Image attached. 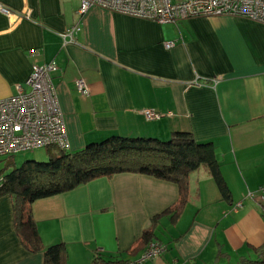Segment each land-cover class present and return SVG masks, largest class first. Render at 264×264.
<instances>
[{
  "label": "crops",
  "instance_id": "crops-1",
  "mask_svg": "<svg viewBox=\"0 0 264 264\" xmlns=\"http://www.w3.org/2000/svg\"><path fill=\"white\" fill-rule=\"evenodd\" d=\"M0 5L20 15L0 12V99L16 85L26 91L31 66L52 61L68 152L113 135L164 140L187 131L211 143L229 191L223 198L200 166L188 173L186 201L171 219L173 182L135 172L100 175L31 202L42 246L64 243L67 264H92L95 252L132 261L155 216L151 240L164 250L142 264H239L264 253L263 24L227 15L157 23L95 5L79 15V0ZM76 23L72 42L62 45L59 34ZM78 78L84 95L74 87ZM145 108L164 115L147 120ZM11 205L0 193V264H42V251H29L17 236Z\"/></svg>",
  "mask_w": 264,
  "mask_h": 264
},
{
  "label": "trees",
  "instance_id": "trees-1",
  "mask_svg": "<svg viewBox=\"0 0 264 264\" xmlns=\"http://www.w3.org/2000/svg\"><path fill=\"white\" fill-rule=\"evenodd\" d=\"M46 148L49 152L46 160L25 159L0 175V193L12 197L15 232L29 251H42V264H67V252L62 242L42 246L30 215L31 202L68 191L91 178L135 172L173 182L177 187V198L167 207L171 219L179 214L186 201L188 173L200 166L209 172L219 194L228 197L229 191L219 173L213 146L210 142L195 140L187 131H174L164 140L113 135L74 152L56 149L50 153L53 147ZM156 223V217L152 216L137 243H144L145 247L152 241ZM127 261L97 252L91 259L92 264H125ZM239 264H264V253Z\"/></svg>",
  "mask_w": 264,
  "mask_h": 264
},
{
  "label": "built area",
  "instance_id": "built-area-1",
  "mask_svg": "<svg viewBox=\"0 0 264 264\" xmlns=\"http://www.w3.org/2000/svg\"><path fill=\"white\" fill-rule=\"evenodd\" d=\"M91 5L157 23L227 15L264 25V0H79L77 13L82 14ZM0 12L7 17L12 16L13 20L20 16L1 5ZM23 16H28V13ZM78 29L77 23L65 28L59 34L62 45L72 42V34ZM171 45L172 42L163 43L166 48ZM56 68L52 61L33 64L24 81L27 90L23 91L16 85L13 95L0 99V157L39 147L67 148L64 123L50 79ZM74 87L81 95L87 93L86 84L80 78L74 80ZM140 113L147 120L164 115L146 108ZM259 190H264V187H259ZM237 206H240L239 202L234 207ZM163 247L159 242L150 241L138 258L125 264H142L159 255Z\"/></svg>",
  "mask_w": 264,
  "mask_h": 264
},
{
  "label": "rangeland",
  "instance_id": "rangeland-1",
  "mask_svg": "<svg viewBox=\"0 0 264 264\" xmlns=\"http://www.w3.org/2000/svg\"><path fill=\"white\" fill-rule=\"evenodd\" d=\"M40 151L43 154L42 156H39L37 154V153H40ZM55 151H56V149L52 148L50 150V153H54ZM45 153H49L48 149L46 147H39L37 150L31 149V150H26L25 152H19V153L7 155V156H1L0 157V175L2 173L8 172L12 168L13 165L10 164L11 163V161H10L11 158L13 160L15 159L14 160L15 161V166H18L25 159H33V160H36V161H44V160L47 159V155H45ZM23 154H26L27 156L24 157V158H20V156H22ZM152 241H156V242L162 243L161 241H158V240H152ZM162 244L164 245V243H162ZM163 250H164V247H163ZM140 254L141 253H138V255L135 258H138L140 256Z\"/></svg>",
  "mask_w": 264,
  "mask_h": 264
}]
</instances>
